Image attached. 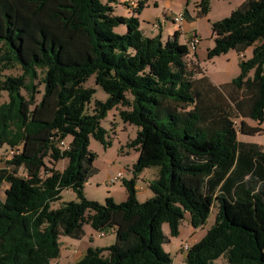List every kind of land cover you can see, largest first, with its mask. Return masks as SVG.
<instances>
[{"label": "trees", "instance_id": "trees-1", "mask_svg": "<svg viewBox=\"0 0 264 264\" xmlns=\"http://www.w3.org/2000/svg\"><path fill=\"white\" fill-rule=\"evenodd\" d=\"M119 1L0 0V264H51L59 237L81 239L84 223L112 231L114 242L52 264H172L162 225L175 237L183 219L202 227L213 208L183 264H264V146L237 135L262 131L264 0H245L211 23L207 58L239 56V73L220 85L190 62L179 28L165 40L161 29L144 33L138 16L148 0H123L131 15L115 13ZM210 2L196 0L197 17ZM15 66L20 72L9 73ZM90 78L104 100L93 99ZM113 108L137 127L127 145L138 156L133 176L122 178L125 199L101 203L84 193L97 172L89 140L110 144L100 122ZM149 167L157 168L152 196L139 201L135 179ZM67 189L76 200H62Z\"/></svg>", "mask_w": 264, "mask_h": 264}, {"label": "rangeland", "instance_id": "rangeland-1", "mask_svg": "<svg viewBox=\"0 0 264 264\" xmlns=\"http://www.w3.org/2000/svg\"><path fill=\"white\" fill-rule=\"evenodd\" d=\"M123 0L116 3L115 13L121 15H131L132 11L127 6L122 4ZM245 0H211L208 12L205 16H196V0H148L147 5L143 8L138 17L142 27L151 26L156 23L159 28L155 32L158 33L161 29V38L165 40L167 35L172 36L178 26L172 22L173 14H183L186 9L190 14V19H184L180 24H184L185 32L182 31L184 39L190 37L192 33H197L200 36V43L197 48V57L199 60V70H204L205 74L215 84H224L230 81L239 73L238 58L235 51L229 50L221 55L207 58V49L213 46V39L211 37V23L218 21L231 14L232 11L240 8ZM123 29V27H119ZM182 29V28H181ZM180 35V34H179ZM181 37L179 40H181ZM251 47L245 51L246 58L251 56ZM194 53L190 52V62L194 64ZM198 64V63H197ZM198 64V65H199ZM9 73L16 74L20 72L18 66H15ZM252 75V71L250 72ZM86 85L96 88L93 99L104 100L107 94L102 91L99 86L94 85L92 78L88 80ZM7 99L6 93L0 91V102ZM120 108V107H119ZM250 125H256L257 122L251 119H246ZM101 125L108 130V138L111 141L108 146H103L93 137L89 140V149L95 154L93 162L97 172L88 178L84 185L85 196L99 202H104L106 197L113 198L116 202L125 199V187L122 184V179L117 180L113 184L110 183L111 176L119 170L124 172L123 178L130 179L133 175L131 172L132 164L136 161L138 151L127 145L128 142L135 138L137 127L129 123H124L119 115L118 109L113 108L108 111L107 116L101 120ZM239 119H236V126L238 127ZM262 131L254 135H244L237 132L238 139L250 141L264 146V121L260 124ZM68 140V138H67ZM7 158L4 147L0 149V167L4 165ZM66 160H61L56 164V168L60 169L64 166ZM157 168H145L142 172L137 173L135 179L136 196L139 201L152 196L150 189L141 191L140 185H145L149 182L153 175L155 176ZM22 173L21 170H19ZM150 179V180H149ZM7 184L3 183L0 186V199L4 198V190ZM62 200H76V195L71 189L62 192ZM56 205V204H55ZM216 210L213 208L206 223L202 227L193 228L187 219L181 221L179 227V234L175 237L170 236L168 225H162L163 232L168 236L169 241L163 244L164 251L168 252L172 258V264H183L184 250L182 244L187 242L190 246L199 241L206 233V230L212 225ZM85 231L81 239H72L68 236H60V254L56 259L51 260V264L57 263H71L79 259L88 246L105 247L113 243L115 235L112 231H106L101 235L99 231L94 230L89 223L83 224ZM221 261L220 259L218 260Z\"/></svg>", "mask_w": 264, "mask_h": 264}, {"label": "built area", "instance_id": "built-area-1", "mask_svg": "<svg viewBox=\"0 0 264 264\" xmlns=\"http://www.w3.org/2000/svg\"><path fill=\"white\" fill-rule=\"evenodd\" d=\"M184 20L183 14H173V21L174 23L179 27V24ZM158 27V25L156 23H153L151 25V29H156ZM200 36L197 33H192L190 35L189 38H187L185 40L188 49H189V53L190 52H194L195 49L197 48L199 42H200ZM60 146H62V148H67L68 147V141L66 139H62L60 140ZM14 153V150H10V154ZM124 176V172L122 170L117 171L116 173H114L111 178H110V183L113 184L114 182H116L119 179H122ZM101 235H103V233H100ZM189 248L188 243H183L182 244V249L184 251H187Z\"/></svg>", "mask_w": 264, "mask_h": 264}, {"label": "crops", "instance_id": "crops-1", "mask_svg": "<svg viewBox=\"0 0 264 264\" xmlns=\"http://www.w3.org/2000/svg\"><path fill=\"white\" fill-rule=\"evenodd\" d=\"M189 16H190V14H189ZM140 18V17H139ZM190 18H191V16H190ZM140 27H141V29H143V31H144V33H146V34H155V32L158 30V29H156V30H151V26H147V27H142L141 25H140ZM179 29H178V31H179V33H180V35L178 36V41L179 42H181V43H184V41H185V39H184V35H183V33H182V31L183 32H185V28H184V24H182L181 25V27H178ZM182 28V29H181ZM162 34V33H161ZM167 36H169V34L167 35ZM180 36H182L181 37V40H179V38H180ZM201 41V40H200ZM200 43V42H199ZM198 46H199V44H198ZM198 46H197V48H198ZM197 48L195 49V53H194V60H195V63H198L199 64V60H198V57H197ZM237 54V53H236ZM189 56L191 57V55L189 54ZM199 66H201L200 64H199ZM207 75V74H206ZM208 76V75H207ZM209 77V76H208ZM150 180V179H149ZM148 184H149V182H146V184L143 186V185H140V190L141 191H144V190H146L147 188H148ZM135 185H136V182H135ZM149 189V188H148ZM185 254V253H184Z\"/></svg>", "mask_w": 264, "mask_h": 264}]
</instances>
